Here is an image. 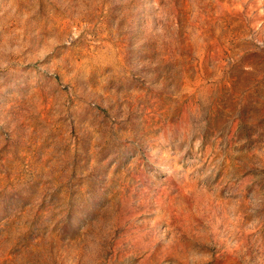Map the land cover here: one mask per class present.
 Instances as JSON below:
<instances>
[{"label": "rangeland", "instance_id": "obj_1", "mask_svg": "<svg viewBox=\"0 0 264 264\" xmlns=\"http://www.w3.org/2000/svg\"><path fill=\"white\" fill-rule=\"evenodd\" d=\"M0 264H264V0H0Z\"/></svg>", "mask_w": 264, "mask_h": 264}]
</instances>
